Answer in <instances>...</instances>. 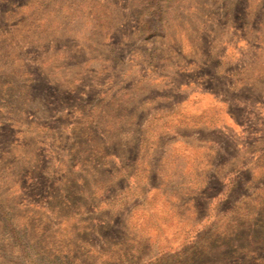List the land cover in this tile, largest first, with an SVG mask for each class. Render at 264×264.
Listing matches in <instances>:
<instances>
[{
	"label": "rangeland",
	"instance_id": "1",
	"mask_svg": "<svg viewBox=\"0 0 264 264\" xmlns=\"http://www.w3.org/2000/svg\"><path fill=\"white\" fill-rule=\"evenodd\" d=\"M264 264V0H0V264Z\"/></svg>",
	"mask_w": 264,
	"mask_h": 264
},
{
	"label": "crops",
	"instance_id": "2",
	"mask_svg": "<svg viewBox=\"0 0 264 264\" xmlns=\"http://www.w3.org/2000/svg\"><path fill=\"white\" fill-rule=\"evenodd\" d=\"M28 264H36L34 261H30L28 262Z\"/></svg>",
	"mask_w": 264,
	"mask_h": 264
}]
</instances>
